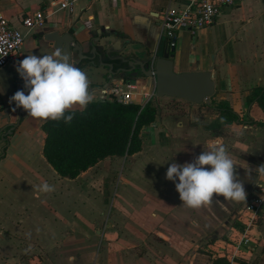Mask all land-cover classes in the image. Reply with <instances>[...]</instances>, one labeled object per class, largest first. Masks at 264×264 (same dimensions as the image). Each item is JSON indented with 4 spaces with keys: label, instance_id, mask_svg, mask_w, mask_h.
Segmentation results:
<instances>
[{
    "label": "crops",
    "instance_id": "crops-1",
    "mask_svg": "<svg viewBox=\"0 0 264 264\" xmlns=\"http://www.w3.org/2000/svg\"><path fill=\"white\" fill-rule=\"evenodd\" d=\"M191 1L82 0L70 15L58 11L52 0H0V14L24 32L25 16L40 10L47 16L43 28L27 35L19 61L26 55L54 52L52 44L39 36L42 32L58 37L73 34L82 43L85 56L91 55L96 46L102 61L97 57L96 66L83 61L79 68L87 73L90 91L96 97L94 101H98L103 88L126 78L119 75L108 81L110 68L102 62L114 65V72L126 65L108 58L107 46L112 44L114 51L128 54L137 63L148 59L159 51L164 39L160 14L169 6L185 8ZM104 33L114 35L98 41ZM185 34L184 30L177 33L175 71H207L213 67L216 93L210 99L212 106L151 96L150 101L160 110L159 116L141 133L142 151L129 156L131 162L122 169L117 164L124 157H112L76 179L60 177L43 155L42 125L47 120L24 112V122L10 138L5 155H0V264H214L215 259L228 256L233 248L232 238L240 232L247 203L264 189V176L258 173L264 165V112L248 102L255 88L264 87V0H245L237 7L223 9L215 25L191 37L187 52L179 43ZM126 43L134 44L124 49ZM78 56H72L73 63L78 62ZM110 56L115 58L118 54ZM162 56L163 51L156 58ZM18 64L0 70V108L13 105L10 98L24 83L17 72ZM137 81L149 93L145 79L138 77ZM21 90L28 94L25 87ZM222 103L229 104L239 120L220 129L212 128ZM74 110L83 109L77 106ZM0 113L11 121L16 115L1 109ZM0 120V125L6 123ZM39 134L40 144L36 141ZM217 137L248 166L247 170L236 167L247 192L246 201L229 202L219 196L209 207L184 206L175 186L179 181L166 179L167 170L173 162H193L206 149L207 142ZM2 148L0 145L1 151ZM139 156L143 160L137 162ZM93 170L98 172L94 183L105 187L112 185L114 174L121 172L123 180L119 181L126 192L112 198L105 216V227L118 224L110 243L99 241L90 250L86 239L77 240L75 234L92 232L94 222L88 218L100 225L104 212L93 210L95 204L89 208L88 195L73 193L71 186ZM45 181L55 191H38L37 186ZM252 236L243 262L264 264V211ZM107 237L109 234L104 239ZM30 247H35L32 255H44L26 259Z\"/></svg>",
    "mask_w": 264,
    "mask_h": 264
},
{
    "label": "clouds",
    "instance_id": "clouds-1",
    "mask_svg": "<svg viewBox=\"0 0 264 264\" xmlns=\"http://www.w3.org/2000/svg\"><path fill=\"white\" fill-rule=\"evenodd\" d=\"M17 72L28 90L17 91L10 103L22 107L28 116L43 120H63L70 124L74 109H86L96 97L90 91V80L86 72L71 62L69 56L57 49L46 55H26L19 61ZM221 123H226L221 118ZM248 168L246 162L236 159L227 149L221 137L207 142L206 149L193 162L183 165L173 162L166 179L176 183V190L184 206L192 209L209 207L215 197L225 201H246L247 192L238 179L237 166ZM264 176V165L258 168ZM42 193L55 191L46 181L37 186Z\"/></svg>",
    "mask_w": 264,
    "mask_h": 264
},
{
    "label": "trees",
    "instance_id": "trees-1",
    "mask_svg": "<svg viewBox=\"0 0 264 264\" xmlns=\"http://www.w3.org/2000/svg\"><path fill=\"white\" fill-rule=\"evenodd\" d=\"M248 102L257 104L264 112V87L255 88ZM218 112L219 118L212 128L220 129L239 120L227 103H222ZM159 113L152 101L144 106L94 101L86 109L74 110L70 124L48 119L42 125L45 133L43 155L60 177L76 179L107 158H123L141 152V133L156 121ZM221 118L226 123L222 124ZM214 264L229 262L227 258H218Z\"/></svg>",
    "mask_w": 264,
    "mask_h": 264
},
{
    "label": "built area",
    "instance_id": "built-area-1",
    "mask_svg": "<svg viewBox=\"0 0 264 264\" xmlns=\"http://www.w3.org/2000/svg\"><path fill=\"white\" fill-rule=\"evenodd\" d=\"M58 11L73 15L82 0H52ZM245 0H192L185 8L169 6L160 14L161 36L170 42L177 39L181 30L192 37L201 30L212 27L219 20L223 9L234 8ZM23 27L27 32L15 27L0 14V70L9 64L19 62L27 35L43 28L47 23L44 11H35L23 18ZM151 99L149 93L142 89L138 81L119 79L100 91L98 101H116L120 104H138L144 106ZM264 211V189L256 194L244 210L245 216L238 234L232 238L233 248L226 257L229 264H239L244 253L253 242V230Z\"/></svg>",
    "mask_w": 264,
    "mask_h": 264
},
{
    "label": "water",
    "instance_id": "water-1",
    "mask_svg": "<svg viewBox=\"0 0 264 264\" xmlns=\"http://www.w3.org/2000/svg\"><path fill=\"white\" fill-rule=\"evenodd\" d=\"M65 37H58L56 35L49 36L46 33H39L46 42L52 44L53 50L57 49L62 50V52L66 53L71 62L73 63L72 56L74 54H79L78 62L74 63L77 67L83 61H88V66H96V58L99 57L102 61V55L98 51L96 46H93V52L89 56H85L83 54V45L78 42L73 34H67ZM113 33H104L102 37H99L98 41L102 38H109L113 36ZM176 42L177 40H173L172 43L174 46L170 45V42L166 39H161V46L159 51L153 55L141 60L137 63L136 59L130 57L128 54L126 56L121 55L122 51H114L112 44H109L105 50V55L113 61H120L122 65H126L114 72V65L107 64L102 62L104 67L110 68L111 76L108 77V81L111 80L114 76H123L128 78L131 81H137L138 77H143L145 79V84L147 88H149L150 96H155L157 98H175L186 101L193 105H202L207 104L208 106H212L211 98L216 93V84L213 79L212 71L213 67H211L207 71H189V72H181L178 73L175 71V56H176ZM134 43H126L124 45V49ZM163 51V56L160 58H156V55L159 52ZM112 53H117L118 56L115 58H111ZM137 69V70H136ZM25 82L20 85L21 88H24ZM16 91V92H17ZM22 107H17L14 103L13 106L1 107V111L5 112H14L16 110H21ZM0 117L2 114L0 113ZM9 123L11 118L6 117ZM20 122V120H19ZM11 127L7 133H2L6 127L0 129V145L4 142L8 141V137L13 135V130H15L16 126L13 124L8 125ZM9 143V142H8ZM8 145V144H6ZM2 155H5V149L2 150Z\"/></svg>",
    "mask_w": 264,
    "mask_h": 264
},
{
    "label": "rangeland",
    "instance_id": "rangeland-1",
    "mask_svg": "<svg viewBox=\"0 0 264 264\" xmlns=\"http://www.w3.org/2000/svg\"><path fill=\"white\" fill-rule=\"evenodd\" d=\"M185 35L180 38L179 43H182L181 47H183V50L187 52L188 47L190 46L192 42L191 40L192 36L188 32H186ZM179 47H180V44H179ZM25 48H24V51H25ZM1 123L2 122L0 120V124ZM41 138L42 137L39 134V137L36 140L38 144L41 143ZM142 160H143V157L141 156L136 158L137 162H140ZM129 162H131V158H129V156H126L120 160V162L117 164V168L122 169L125 165H128ZM92 172H95V170L91 171L88 175H82L80 177V180L76 181L75 183H72V186H71V188L74 191L73 193H78V194L82 193L83 197H85V195H88L87 204L89 208H91L90 207L91 204H95L96 207H94L93 210L100 209L102 210V212H104V214L100 216L102 218L101 220H103L101 221L102 224L100 225H98L97 223L99 221L97 220L93 221V219H90V217L88 218L89 222L91 221L94 222V224L91 226L93 229L92 232L90 231L87 233L75 234L77 240H81V239L83 240V238L86 239V243L89 244L90 250H94L99 241L102 242L104 240L105 243H110V239L113 238L111 234L115 233V230L118 228V224L115 222L113 228L105 227L106 222H107V219L105 218V216L107 215L106 213L108 212V209L110 210L112 198L117 199V196L123 195V193L126 192V189L124 188V184L119 181V180H123L122 179L123 174H121V172H119L118 175L114 174L115 176H114L113 184L110 186H106V187L104 185H98L97 183H94L93 180L97 178L96 176L98 175V172L91 174ZM56 180L58 181V179H55V181ZM90 214L91 213H88L89 216ZM98 231L99 233H97ZM106 234H109V237H107L108 239L106 238L104 239V236ZM30 248L31 249H28V252L25 253L26 259L34 258L37 255H44L43 253H40V254L34 253V255H32L33 252H35L34 251L35 247H30ZM72 252H75V250H72Z\"/></svg>",
    "mask_w": 264,
    "mask_h": 264
},
{
    "label": "flooded vegetation",
    "instance_id": "flooded-vegetation-1",
    "mask_svg": "<svg viewBox=\"0 0 264 264\" xmlns=\"http://www.w3.org/2000/svg\"><path fill=\"white\" fill-rule=\"evenodd\" d=\"M23 82H24V80L22 81V83H23ZM14 103H15V102H14ZM14 103H13V105H14ZM13 105H12V106H13ZM24 112H25V110H24L23 108H21V110H16V111H14V113H15L16 115H15L14 120L10 121V123H9L6 119H3V117H0V119L6 121L5 124L0 125V129L3 128V127H6L5 130H4L2 133H7L9 130H11V127L8 126V125L13 124V125L16 126L15 130H13V135L10 136V137H8V141H6V142H4V143L2 144V145H3V148L5 149V151H6L7 147H8L9 144H10V138L13 137V136L16 134V132L19 130V128L21 127L22 123L24 122ZM3 115H4V114H3ZM19 120H20V122H19ZM8 142H9V143H8ZM6 144H8V145H6ZM3 148H2V149H3ZM1 152H2V151L0 150V155L2 154Z\"/></svg>",
    "mask_w": 264,
    "mask_h": 264
}]
</instances>
